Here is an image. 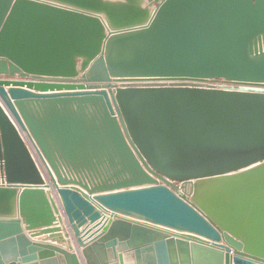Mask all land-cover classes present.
<instances>
[{"label":"water","instance_id":"95a60500","mask_svg":"<svg viewBox=\"0 0 264 264\" xmlns=\"http://www.w3.org/2000/svg\"><path fill=\"white\" fill-rule=\"evenodd\" d=\"M0 178V264H264V0H0Z\"/></svg>","mask_w":264,"mask_h":264},{"label":"built area","instance_id":"2783aa9c","mask_svg":"<svg viewBox=\"0 0 264 264\" xmlns=\"http://www.w3.org/2000/svg\"><path fill=\"white\" fill-rule=\"evenodd\" d=\"M223 85H228V84H223ZM27 139V138H26ZM28 140V139H27ZM29 142V141H28ZM30 144V143H29ZM5 184V181L4 179L0 178V185H4Z\"/></svg>","mask_w":264,"mask_h":264},{"label":"bare ground","instance_id":"6f19581e","mask_svg":"<svg viewBox=\"0 0 264 264\" xmlns=\"http://www.w3.org/2000/svg\"><path fill=\"white\" fill-rule=\"evenodd\" d=\"M216 83H219V84H228V85H230L229 82H223V81H218V82H216Z\"/></svg>","mask_w":264,"mask_h":264},{"label":"crops","instance_id":"0c3cea01","mask_svg":"<svg viewBox=\"0 0 264 264\" xmlns=\"http://www.w3.org/2000/svg\"><path fill=\"white\" fill-rule=\"evenodd\" d=\"M7 88V87H6ZM33 239H36V238H33Z\"/></svg>","mask_w":264,"mask_h":264}]
</instances>
